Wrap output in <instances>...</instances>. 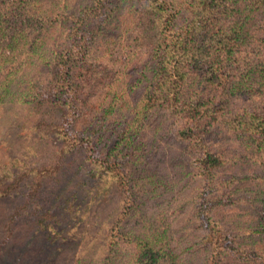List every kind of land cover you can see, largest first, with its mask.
Here are the masks:
<instances>
[{
  "label": "trees",
  "instance_id": "1",
  "mask_svg": "<svg viewBox=\"0 0 264 264\" xmlns=\"http://www.w3.org/2000/svg\"><path fill=\"white\" fill-rule=\"evenodd\" d=\"M126 16L138 25L127 34L128 43L139 41L144 53L124 90L135 93L134 102L115 99L122 71L107 46ZM87 86L105 87L112 97L103 119L128 108L98 160V120L82 134L75 128L90 98H80ZM6 101L61 111L50 133L62 140V152L81 147L92 158L88 173L96 196L107 188L120 192L114 216L99 224L103 248L94 264H264V205L251 220L219 214L238 210L243 201L235 176L240 172L224 175L226 165L248 157L264 174V0H0V102ZM143 131L144 148L136 137ZM168 132L192 169L185 186H191L194 208L187 215L152 214L146 221L139 214L144 177L132 169ZM213 133L227 135L230 145L224 148ZM22 166V176L0 187V196L24 183L22 212L38 214L39 225L50 230V221L42 220L54 219L53 213L41 211L37 200L43 181L61 167ZM8 171L3 176H11ZM75 199L67 198L65 210L73 211ZM177 227L184 230L179 238Z\"/></svg>",
  "mask_w": 264,
  "mask_h": 264
},
{
  "label": "rangeland",
  "instance_id": "2",
  "mask_svg": "<svg viewBox=\"0 0 264 264\" xmlns=\"http://www.w3.org/2000/svg\"><path fill=\"white\" fill-rule=\"evenodd\" d=\"M128 17H123L113 29L115 39L107 46L110 61L115 69L122 71L118 82L119 94L115 99L121 96L128 102H134L135 93L127 95L124 90L139 71L138 62L144 61V53L136 47L139 41L128 43L127 34H135V30H138L137 23ZM262 43L258 39L259 46ZM40 76L44 77L45 74ZM88 96L90 98L83 101L82 116L75 123V128L82 134L91 120H98L97 128H100L102 139L96 143L98 152L93 155L98 160L104 157L113 143L128 108L105 115L103 119V110L112 97L107 95L105 87L94 89L87 86V91L80 98ZM61 116V111L45 104L0 102V187L11 185L16 177L22 176L21 164L26 169L47 165L61 167L55 178L43 181L40 199L37 200L41 211L49 209L53 213L54 219L42 220V224L50 221V230L39 225L38 214L33 211L22 212V206L25 205L22 192H26L24 183H19L17 192L0 196V264H80L84 261L94 264L101 256L103 244L97 230L105 218L114 216L120 192L107 188L99 196L95 195L94 179L88 173L92 167V158H85V151L81 147L71 152H62V140L50 133L53 126L51 123H60ZM119 116H123L121 120ZM170 132L156 143V149H150L132 169L136 175L144 177V192L139 195L142 203L139 214H144L146 221L151 219L152 214L168 217L174 214L187 215L194 208L191 186H185V180L191 177L192 169L185 166L186 159L180 154V142ZM213 135L224 148L230 145L231 139L227 135ZM136 137L143 142L141 147L144 148L148 135L144 137L143 131ZM14 158L19 160L14 161ZM248 159H242L238 164H228L223 169L224 175L240 172L235 176L240 179L242 189L237 194L243 201L238 210H220V216L229 217L231 214L245 221L260 214L259 207L264 205V174ZM7 170H10L7 173L11 176L5 177L3 175ZM71 194L76 199L72 204L73 211L69 212L65 206ZM177 221H173L174 227ZM253 224L261 226L259 222ZM175 229L177 238L184 234V230L179 232L178 227ZM186 253L189 259L190 251Z\"/></svg>",
  "mask_w": 264,
  "mask_h": 264
}]
</instances>
